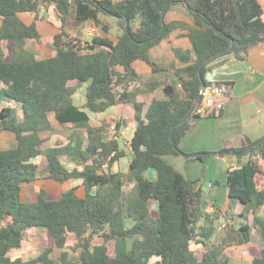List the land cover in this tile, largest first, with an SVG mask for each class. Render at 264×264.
Returning a JSON list of instances; mask_svg holds the SVG:
<instances>
[{
	"label": "trees",
	"instance_id": "16d2710c",
	"mask_svg": "<svg viewBox=\"0 0 264 264\" xmlns=\"http://www.w3.org/2000/svg\"><path fill=\"white\" fill-rule=\"evenodd\" d=\"M55 4L66 24L71 9H76V23L102 24L100 16L114 18L123 31L117 45L95 37L91 43L71 39L63 31L55 37L53 58L38 60L27 46L40 41L35 25L27 26L20 13L47 10ZM173 5H183L196 17L197 27L174 22L165 24L164 15ZM0 43L15 46L11 60L0 52V130L15 134L18 148L0 154V264H228L227 249L247 244L253 231L262 240L261 256L253 264H264V192L256 185L259 160H264V142L236 152L248 156L247 164L228 171L230 204L224 214L225 235L216 244L206 243V220L202 194L195 181L187 179L166 160L179 156V143L201 118L197 111L174 131L175 149L170 135L173 126L184 119L205 84L209 64L223 56L245 60L249 51L264 43V7L261 0H0ZM140 22L137 31L133 21ZM108 25H103L108 31ZM177 29L188 30L197 60L183 69H175L184 98L171 85L158 81L143 83L133 68L136 60L147 62L154 71L165 69L153 63L152 47ZM76 42V43H75ZM176 56L190 60L180 50ZM120 66L123 73L115 70ZM78 85L87 88L86 110L104 112L117 104H133L138 127L132 140L133 158L128 174L113 173V165L125 156L118 140H109L106 129L93 127L87 111L77 107L73 95ZM133 83L145 85L147 95L163 87L164 99L153 98L142 121L144 102L141 92L128 91ZM121 88V90H119ZM8 105V106H7ZM119 133L120 124H117ZM65 128L74 129L66 146L46 147V143ZM87 134L86 136H84ZM87 142L86 149L84 143ZM41 158L39 163L33 162ZM199 159V158H198ZM193 160V159H192ZM68 161L75 165L69 169ZM148 170L157 179L145 177ZM44 178L65 184L82 179L86 196L76 189L59 199L48 198L45 190L36 201H20L27 185ZM134 183L125 193L126 182ZM158 209L154 217L151 207ZM250 208V214H246ZM16 210L18 213L16 214ZM127 220L132 226L127 227ZM43 230L53 243L41 255L13 260L9 253L21 249L31 230ZM78 243L76 252L67 250L68 236ZM104 239L94 245L93 239ZM114 242L113 245L111 243ZM192 242L203 245L202 257L190 248ZM60 252L53 258L54 250ZM76 253L72 256L70 253Z\"/></svg>",
	"mask_w": 264,
	"mask_h": 264
},
{
	"label": "crops",
	"instance_id": "0c3cea01",
	"mask_svg": "<svg viewBox=\"0 0 264 264\" xmlns=\"http://www.w3.org/2000/svg\"><path fill=\"white\" fill-rule=\"evenodd\" d=\"M261 4L264 7V0H261ZM19 18L27 26L35 25L41 35L40 41H31L27 46L28 52L34 54L38 60L53 58L56 55L53 43L55 37L63 31L67 34L68 40L76 39L91 43L95 37H100L110 41L113 45L118 44L120 36L123 34L116 19L103 15L100 16L102 22L100 25L93 21H87L78 26L74 4L64 25L61 20V14L55 4H52L45 11L42 9L39 15L34 12H24L19 14ZM164 22L165 24L180 22L190 27H197L196 17L183 5H173L167 10L164 15ZM2 24L3 20L0 17V29ZM105 24L109 27L108 31L103 29ZM139 25L140 22L135 20L132 22L131 27L134 31H137ZM188 33L186 29L174 30L159 44L150 49L149 56L151 61L158 66L165 67V69L154 71L147 62L142 60L134 61L133 68L143 83L151 81L165 82L171 85L184 98L183 88L175 74V69H183L188 65L194 64L197 60L194 46L188 37ZM14 50L15 46L11 42L2 41L0 43V52L3 53L6 60H11ZM176 50L186 54L190 60L178 58ZM208 67L205 81L209 84H219L226 88L223 96L225 102L224 111L219 116L197 119L194 122L193 129L179 143V149L183 154H206V156L193 158L192 160L186 159L182 155H171L167 156L166 160L184 177L196 182L195 189L202 194L203 210L211 215V219L205 221L207 230L203 240L209 244H216L225 235V231H222L220 227L222 222L225 221L224 214L230 204L228 171L247 164L250 158L248 156L239 158L236 155H216L214 153L226 150L236 151V149L247 146L248 143H256L264 137V43L252 48L245 60H238L233 55H226L212 61ZM115 70L119 73L124 72V69L120 66L115 67ZM90 83L78 85L77 81L70 82L69 85L71 87L77 88L76 93L73 95V102L77 107L88 112L91 126L102 127L107 125L106 133L108 139L110 136V133L108 134L109 126L112 123L120 124L119 131H121V135L118 143L120 150L124 152L125 156L113 165L111 171L126 175L129 172V165L133 158L132 140L138 127L136 109L133 104H117L99 113H92L86 110L87 88ZM0 86L2 87L3 84L1 83ZM162 88L155 90V95L145 94L144 90L146 87L140 83H133L128 89V91L137 89L141 92L138 96V101L144 102L142 121L145 123H147V120L144 115L153 98H165ZM4 106L6 104L0 105V111ZM111 120L113 121L110 122ZM73 131L74 129L68 130L65 128L62 132L55 134L54 136L61 140L60 143H56V146H66L70 142L69 138L72 136ZM63 133H68L67 137H62ZM84 136L87 138V134ZM56 146L53 145L50 148ZM86 146L87 142L85 141V149ZM46 147H48L47 143ZM17 148L18 142L15 134L10 131L0 130V154H9ZM168 157H171L172 161L168 160ZM38 160L36 161L35 159L33 162L39 163L41 158H38ZM65 164H67L69 169L75 168V165L70 161ZM123 166H127L126 171L125 169H120ZM259 167L260 170L256 175L255 181L258 190L264 192V160H259ZM145 177L150 181H155L157 173L154 170H148L145 173ZM38 181L43 182L39 188L34 189V186L32 189V187L27 185L25 189L35 193L36 196L41 190H45L48 198L51 199L53 197L61 198L64 192L71 189H76V194L80 198L86 196V189L82 179L70 180L65 184L44 178L36 182ZM81 191H84L83 195L80 193ZM25 196L27 198L28 194L25 193ZM151 212L154 217L158 215V209L155 206L151 207ZM246 214H250V208H247ZM260 216L264 217V206L260 210ZM131 226L132 221L127 220V227ZM254 233H256V230L253 231L252 239L249 243L227 249L229 253L228 264H253L255 258L261 256L262 240L258 233L257 236H254ZM94 239L92 241L94 245H101L104 242L103 238H100L101 240L98 242H95ZM113 244L114 242L111 243V245ZM190 248L197 256L202 257V244L192 242ZM15 251L18 250H13L9 253L13 260L22 257L14 256ZM160 261L161 258L153 257L150 259L149 264H156Z\"/></svg>",
	"mask_w": 264,
	"mask_h": 264
},
{
	"label": "rangeland",
	"instance_id": "374dc122",
	"mask_svg": "<svg viewBox=\"0 0 264 264\" xmlns=\"http://www.w3.org/2000/svg\"><path fill=\"white\" fill-rule=\"evenodd\" d=\"M112 121L113 120H111L110 122H112ZM108 134L111 135L110 130H109ZM117 134H118V137L120 138L121 131H119V133H117ZM67 135H68V133L67 134L63 133L62 137L63 136L67 137ZM60 141L61 140L59 138L54 136L47 142V146L49 148L53 147V145L56 146V143H60ZM168 160L172 161V158L168 157ZM36 161H39V160L36 159ZM120 169H122V170L125 169V171H126L127 170V166H125V167L123 166ZM42 183H43L42 181L41 182H39V181L36 182L35 181V183H33L32 185H29V186L32 187V189L35 186L34 189H37V188L40 187V185ZM126 184L127 185H126V187L124 189L125 193L131 191L133 189V187H134L133 186L134 184L130 183L129 181H127ZM50 191L53 192V190H51V189H50ZM25 193L28 194L27 198L29 200L36 201V199H37L36 194L31 192V191H27L26 189H24L22 191V197L20 198L21 202H24L25 199H26L25 198L26 197ZM80 193L83 195L84 191H81ZM56 198H58V197H53V199H56ZM17 213H18V211L16 210V214ZM254 236H257V232L254 233ZM100 240H101L100 237H97V238L94 239L95 242H98ZM52 243H53V241H52L51 237L49 236V234L47 232H45L43 230H37V229L31 230L29 232V234H28V238L23 243V247L21 249H18V251H15L14 252V256H22L23 258H25L27 260L31 259L33 257L41 255L46 248H49V247L52 246ZM77 243H78V240L76 239V237L73 234H70L68 236L67 250L72 251V252H76V250H78L77 247H76ZM72 252H70L72 254V256H76L77 255L76 253H72ZM59 255H60V252L55 249L53 254H52V257L53 258H57Z\"/></svg>",
	"mask_w": 264,
	"mask_h": 264
},
{
	"label": "built area",
	"instance_id": "2783aa9c",
	"mask_svg": "<svg viewBox=\"0 0 264 264\" xmlns=\"http://www.w3.org/2000/svg\"><path fill=\"white\" fill-rule=\"evenodd\" d=\"M76 43V42H75ZM83 45H85L83 42ZM226 88L219 84H209L202 86L198 92V96L196 99L197 114L200 117H215L219 116L224 111L225 102L223 100L224 92ZM111 135L109 137L110 140H117V126L113 123L109 128ZM227 226V221H223L220 229L225 231Z\"/></svg>",
	"mask_w": 264,
	"mask_h": 264
},
{
	"label": "water",
	"instance_id": "95a60500",
	"mask_svg": "<svg viewBox=\"0 0 264 264\" xmlns=\"http://www.w3.org/2000/svg\"><path fill=\"white\" fill-rule=\"evenodd\" d=\"M205 86V84L203 85ZM197 108V102L195 100L192 108L190 109L189 113L186 115V117L184 119H182L181 121H179L178 123H176L173 128H172V131H171V135H170V140L174 146L175 149H178L177 148V145L175 143V140H174V131L177 127L181 126L182 124H184L187 120H189V118L191 117V115L193 114L194 110ZM264 142V137L259 140L258 142L254 143L253 145H251L248 149L250 150L251 148L253 147H256L258 146L259 144L263 143ZM245 152H242V153H239V152H236L234 150H226V151H222V152H219V153H214L216 155H236V156H240L242 154H244ZM184 158L186 159H193V158H197V157H202V156H206V154H192V155H187V154H183L182 152L180 153Z\"/></svg>",
	"mask_w": 264,
	"mask_h": 264
},
{
	"label": "clouds",
	"instance_id": "9594fccd",
	"mask_svg": "<svg viewBox=\"0 0 264 264\" xmlns=\"http://www.w3.org/2000/svg\"><path fill=\"white\" fill-rule=\"evenodd\" d=\"M112 124H113V123H112ZM112 124H111V125H112ZM111 125H110V126H111ZM116 125H117V124H116ZM110 126H109V128H110ZM117 133H118V130H117ZM117 136H118V134H117ZM117 140H119V137H118V139H117ZM113 141H114V140H113Z\"/></svg>",
	"mask_w": 264,
	"mask_h": 264
}]
</instances>
